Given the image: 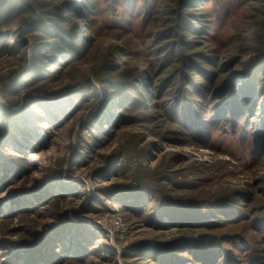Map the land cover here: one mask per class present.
Segmentation results:
<instances>
[{
    "label": "rangeland",
    "instance_id": "1",
    "mask_svg": "<svg viewBox=\"0 0 264 264\" xmlns=\"http://www.w3.org/2000/svg\"><path fill=\"white\" fill-rule=\"evenodd\" d=\"M182 2L0 0V264H264V0Z\"/></svg>",
    "mask_w": 264,
    "mask_h": 264
},
{
    "label": "trees",
    "instance_id": "2",
    "mask_svg": "<svg viewBox=\"0 0 264 264\" xmlns=\"http://www.w3.org/2000/svg\"><path fill=\"white\" fill-rule=\"evenodd\" d=\"M182 3H183V5H185V8H188L189 6H193V4H194V2H192V0H183ZM82 8H84V7H82ZM64 13L66 14L67 11H65ZM184 14L185 13H183V15ZM184 18H183V16H181V19L179 20V23H178V27L179 26L180 27L183 26V22L186 20ZM187 21H189V19ZM174 53H175V50H174ZM241 99H242V97L239 95V93L232 88L231 89V92L228 93V96H226L225 98H222L221 99L220 104H219L220 106L218 105V107H217L218 108L217 109L218 113H220L223 110H226L227 108H225L223 106L224 105L227 106L229 103H231V105L234 103L233 109H232V111L234 112V114L237 115V114L241 113V111L244 110L243 109L244 108V105H242L240 103ZM247 99H249V97H247ZM185 103L187 105L189 104L188 102H185ZM181 105H182L181 103H180V107H179V105H176V107L178 108V110L180 108H182ZM219 107H221V108H219ZM174 109H176V108L174 107ZM227 112L230 113L229 111H227ZM172 113H173V111H172ZM192 116H193V114L191 115V117L188 120V121H190V126L189 127L191 128V131H192V129H199V128L200 129H205L206 128L205 125H201L200 123H198L197 120H199V118L197 120H194V117H192ZM219 121H218V123H219ZM205 131H207V130H205ZM262 134H264V132ZM193 138H196V137H193ZM200 141H203V140L200 139ZM237 209H239V208L238 207L232 208L230 206H227L223 210L222 209L217 210L219 212H216L214 215L217 216V217H220L221 219H229V220L232 219L231 222L228 221V223H234L235 222V216L239 212V210H237ZM139 210L143 211L145 209H141V208L140 209H137V208H134L133 209V212H137V211L139 212ZM139 213H141V212H139ZM220 215H222V216H220ZM155 219H157L156 221H158L160 223H163L162 222V219H161V216L158 217V213L157 212H154V214H152V221L154 222ZM215 219L216 218L212 217V218H210V221L209 222H207L206 224H203V225H205L206 227L213 226L215 224ZM165 221H167L166 218H165ZM188 225L192 226L193 224L192 223H188ZM218 225H220V223ZM47 238H49L47 233L46 234L45 233H41L40 235H37V239L31 245L28 244L29 246L27 248L30 249V251H34V252H32L30 254L31 256H30L29 261L27 262L28 264H40L39 261H40V259L43 256L40 255L38 251H42L44 249V243L47 240ZM216 238L217 237H214V236L211 235V237L209 236V238H207L206 240H204V241L202 240V241L196 243V246H198L200 248V251L198 253L197 252H192L193 255H195V256H193V258H195L193 260V264H219L220 263L221 258H220V256L218 257V255L223 252L222 249L221 250H218V253L219 254L217 252H215L213 254H207L206 253L207 251H209V252H214L215 251V250L212 251V249H213L212 248V246H213L212 243H214V240ZM49 242L52 243V240H50ZM56 243L59 244V241L57 240ZM80 244H81V241H79V243H76L74 245V248L73 249H75V246L78 247V245H80ZM223 246L224 247H229L230 244H227L226 243ZM236 250H239V249H236ZM70 252H73L72 249H71ZM83 252H87V249L86 250L83 249V251L82 250H80V251L79 250H77V251L74 250V253H75L74 254V257L70 253L67 258L62 257V256L60 257L58 253L54 252L55 254L53 255V257H55V258L53 260L58 259V260H60L59 263H61V264L64 263V261H66L67 263L77 262L78 260H81V258H82L81 256H82ZM149 255H151V254H149ZM149 255H148V258H152L154 260V264H167L166 262L161 263L159 261L160 260L159 258H161V257L157 256L158 258L157 257L155 258V256L153 254H152V256H149ZM235 255H237V257L239 256V254H238L237 251H235ZM169 257H171V256H169ZM216 258H218V261H216ZM222 261H223V259H222ZM173 262H175V261H173ZM10 263L14 264L12 261ZM222 264H242V263L240 261L236 260V258L232 254V255H229L228 257H226L224 259V261H223Z\"/></svg>",
    "mask_w": 264,
    "mask_h": 264
},
{
    "label": "bare ground",
    "instance_id": "3",
    "mask_svg": "<svg viewBox=\"0 0 264 264\" xmlns=\"http://www.w3.org/2000/svg\"><path fill=\"white\" fill-rule=\"evenodd\" d=\"M30 157H33V154H31Z\"/></svg>",
    "mask_w": 264,
    "mask_h": 264
}]
</instances>
